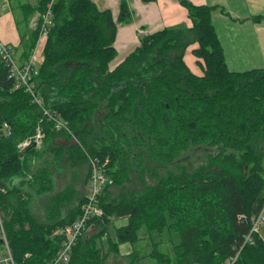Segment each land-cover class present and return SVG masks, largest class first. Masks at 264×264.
Listing matches in <instances>:
<instances>
[{
  "label": "trees",
  "instance_id": "1",
  "mask_svg": "<svg viewBox=\"0 0 264 264\" xmlns=\"http://www.w3.org/2000/svg\"><path fill=\"white\" fill-rule=\"evenodd\" d=\"M51 1L23 6L27 13L21 23L27 26ZM180 3L188 10L191 28L142 37L140 46L111 71L117 57V23L111 12L100 11L91 0H55L54 26L35 81L45 107L79 135L77 150L84 159H109L115 186L131 182L133 175L144 186L124 190L112 202L107 192L101 198L105 216L90 226L107 225L113 216L128 217V225L117 230L120 243L138 241L143 227L160 233L170 229L180 237L176 264H222L250 231L240 217L258 213L264 202V67L231 71L213 24L214 7ZM130 18L123 3L119 23ZM40 34L29 31L24 59L34 52ZM196 43L193 54L202 75L185 61ZM41 120L46 141L60 133L67 136L65 130L53 129L28 94L15 89L0 58V208L17 264H46L61 242L51 234L66 225L62 221L46 228L36 223L27 229L26 202L21 192L8 190V182L27 167L18 145L35 134ZM5 123L11 128L9 137L2 136ZM200 145L220 150L193 171L180 166L159 175L181 151ZM74 211L80 214L81 205ZM99 236L83 237L70 264H103ZM236 264H264V240L256 236Z\"/></svg>",
  "mask_w": 264,
  "mask_h": 264
},
{
  "label": "crops",
  "instance_id": "2",
  "mask_svg": "<svg viewBox=\"0 0 264 264\" xmlns=\"http://www.w3.org/2000/svg\"><path fill=\"white\" fill-rule=\"evenodd\" d=\"M91 1L100 11H110L113 20L117 23V35L114 44L117 57L110 64L111 71L140 46L142 37L165 29L191 28L193 25L188 10L180 3V0H155L147 3L143 0ZM189 1L197 6L214 7L213 24L231 71L242 72L264 67V0ZM39 3L40 0H0V41L14 47L20 55L23 54L25 45L28 42V34L31 30L30 22L35 16L31 17L27 26H24L21 22L24 20L27 9L23 6L38 7ZM123 3L130 10L131 18L128 23H119ZM197 46L199 47L198 43L187 50L185 61L193 73L202 75L203 68L199 65V59L193 54V49ZM59 137L58 135L51 142L46 141L47 146L41 152L36 150L38 156L33 157L34 164L31 167V171L33 170L31 175L25 170L23 174L13 177L8 182V190L21 192L22 201L26 202L25 215L28 214L26 228L30 230L33 229V225L36 223L46 228H53L61 224L62 221L67 223L70 219H76L79 215V211L75 212L74 210L80 207L81 204L79 202L71 204L70 196L65 190L58 192L56 190L57 194H54V191L40 195L37 189L35 180L42 183L39 185L42 191L46 187L48 189L51 187L49 181L52 182L54 176L50 175L49 170L50 167L55 165L53 162L55 154L63 149ZM56 141H58L60 147ZM69 150L73 153L72 147ZM131 183L132 181L114 186L115 188L111 187L104 193L103 197L108 192L107 201H116L122 196L124 190L134 191V189L128 190L127 186ZM115 190L119 191L118 196L114 195ZM2 215L6 217L3 210ZM73 215L74 217H72ZM95 225L89 227L84 237L90 239L102 230L100 233L102 241L100 243L101 245L107 243L105 247L100 245L104 259L103 264H134L136 261L138 264H152L153 261L150 260V256L153 257V251L150 254L145 253L146 257H143V253L141 251L138 253L136 250L135 245H133L134 242H119L117 230L128 225V217L113 216L107 225L103 226V223ZM105 227L106 231H104ZM57 229H60V226Z\"/></svg>",
  "mask_w": 264,
  "mask_h": 264
},
{
  "label": "built area",
  "instance_id": "3",
  "mask_svg": "<svg viewBox=\"0 0 264 264\" xmlns=\"http://www.w3.org/2000/svg\"><path fill=\"white\" fill-rule=\"evenodd\" d=\"M54 2L55 0H52L48 4L45 12H37L30 22V29L33 31L39 30L41 33L40 39L38 40L36 48L30 58L24 59L14 47L1 41L0 58L9 67V76L14 80L15 89L23 90L28 94L31 97L33 104L39 107L43 115L50 121L56 123L55 126L58 131L65 130L69 133L70 130L68 128V123L63 122L61 117L54 116L53 113L45 107L44 99L40 95L35 81V77L38 75L40 67V58L42 57L43 59V54H39L41 42L43 39H48L49 33L54 26L52 10ZM1 132L3 133L2 136H10V126L5 123ZM43 139L44 136L39 132L35 137L29 138L20 144V149L25 152L35 146H39ZM109 162V159H106L105 161L95 158L90 159L92 167H94V170L97 172V174H95L96 184L92 186L90 192L86 196V201L82 205L78 217L72 222L66 223L65 226L55 232V237H59L61 240L60 247L57 253L48 260L46 264H70L74 249L78 242L85 236L87 230H89L90 224L94 220H103L105 213L101 205V198L104 191L111 188L114 184L113 178L107 180V182H104L101 178L103 175L108 176ZM109 184H111V186ZM240 219L250 224V231L245 236L240 247L237 248L235 255L229 257L222 264H236L244 248L246 246L254 245L256 236L261 237L262 229L264 227V202L258 213L252 214L251 216L242 215ZM0 264H17L10 249L8 238L5 234L0 238Z\"/></svg>",
  "mask_w": 264,
  "mask_h": 264
},
{
  "label": "rangeland",
  "instance_id": "4",
  "mask_svg": "<svg viewBox=\"0 0 264 264\" xmlns=\"http://www.w3.org/2000/svg\"><path fill=\"white\" fill-rule=\"evenodd\" d=\"M46 42H47V40H45V39H43L41 42L40 52H39L40 55L43 54L42 51L44 50L43 47H45ZM197 48H198V46H197ZM40 60L43 61L42 57L40 58ZM41 61H39V66L42 63ZM110 70H111V68H110ZM45 118H46V116H45ZM63 122H66V120H63ZM44 123L45 122H43V120H41L40 124L38 125V127L36 129L35 134L32 136H29L27 138V139H29V138L35 137L40 132L44 136V139L42 140V142L39 146H35L34 148L26 150L25 152H23L20 149V144L25 142L27 139L20 142L18 145V149H19L21 158L27 156L26 166L28 168L26 167L25 170L28 173H30V175L33 173V170L31 171V167L34 164L33 157L38 156L37 155L38 152H36V150L41 152L45 148V146H47L46 131H44V127H43ZM52 123H53V125H52L53 129L58 131V129H56V126H55L56 123H54V121H52ZM68 128H69L70 132L67 133V136L63 135L62 133H60V135H59L61 147L63 149H62V151L59 150L57 152V154H55V156H54L55 160L53 159V162L55 165L50 167V170H49L50 175L52 174L54 176L52 182L47 180V181H49V185H51V187L49 189L46 187L42 191V188L39 186L42 183H40L38 180H35V181L37 184L38 192H40V195L52 193L54 191H55L54 194H57L58 191L65 190L66 193H68L70 196V203L72 204L73 202L74 203L79 202L81 204V208H82V205L86 201V196L90 192L92 186H94L96 184L95 174H97V172H96V170H94V167H92L90 160L87 161L86 159H84L82 157V150L81 149L79 151L77 150L78 146H79V135L77 134V132L72 130L71 126H69ZM10 130H11V128H10ZM57 136H55V138ZM5 137H9V136H5ZM44 142L46 145L44 144ZM56 143L58 145V141H56ZM69 146L73 148V153L70 152ZM221 148H222V146H221ZM32 150L34 153L31 152ZM219 150L220 149L218 146H210V145H200V146H196V147L191 146V147L181 151L177 155V157H175L174 161L167 163L165 169H163V168L160 169L159 175L165 176L169 172H176L180 168V166L186 167L189 171H193V170L197 169L198 167H200L201 165L207 164L210 161L209 159L211 157L215 156L219 152ZM73 154H74V156H73ZM29 162L31 163V165ZM152 165H151V167H152ZM156 165L157 164H155V166ZM162 166H163V164H162ZM101 178L104 180V182H107V180H111L113 177H112V175L110 176L108 174V176L103 175V177H101ZM146 179H148V182H150L151 184L154 183V181H152V179L149 178L148 174H146ZM131 180H132V183L129 184V186H127L128 190H132V189L135 190L136 189V190L141 191L143 185H142L141 181L139 180V178L137 176H135V177L131 178ZM109 185L111 186V184H109ZM114 186H115V184L112 185V187H114ZM108 189H106L104 191V193ZM56 190H57V192H56ZM103 195H105V194H103ZM114 195L118 196L119 191L115 190ZM58 199H60V198H58ZM5 220H6V218L2 215V210L0 208V238L2 237L3 234H5L7 236L6 227H5ZM97 221L100 222V219ZM89 227H91V226H89ZM96 229H98V228L96 227ZM56 231H54L51 234L52 237H55ZM101 231H100V233H101ZM87 232H88V230H87ZM100 233L98 231L97 235H95V236H98ZM93 237H94V235H93ZM179 238L180 237L170 229H166L160 233L158 231H149L147 227H143L138 231V241L136 243L134 242L133 245H135V248L138 251V253L140 251L143 253V255H142L143 257H146L145 253L150 254L153 251V253H152L153 257L150 256V260L153 261L152 264H176L177 263V256H176L175 246H176V244H178ZM261 238L264 240V227L262 229ZM101 241H102V237L99 236L98 241H97V248L105 247V245L107 244L105 242V243H102V245H101V243H100ZM108 241H109V239H108ZM137 255L139 256V254H137ZM134 264H138L137 261Z\"/></svg>",
  "mask_w": 264,
  "mask_h": 264
}]
</instances>
